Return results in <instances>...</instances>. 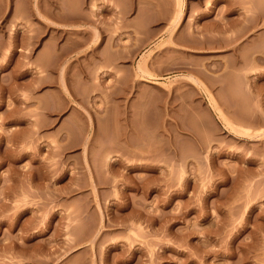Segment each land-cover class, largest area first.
Segmentation results:
<instances>
[{"label":"rangeland","instance_id":"374dc122","mask_svg":"<svg viewBox=\"0 0 264 264\" xmlns=\"http://www.w3.org/2000/svg\"><path fill=\"white\" fill-rule=\"evenodd\" d=\"M0 264H264V0H0Z\"/></svg>","mask_w":264,"mask_h":264},{"label":"bare ground","instance_id":"6f19581e","mask_svg":"<svg viewBox=\"0 0 264 264\" xmlns=\"http://www.w3.org/2000/svg\"><path fill=\"white\" fill-rule=\"evenodd\" d=\"M175 12H176V11H175ZM180 16H181V15H180ZM172 23H173V22H172ZM248 52H249V51H248ZM246 53H247V52H246ZM246 53H245V54H246ZM243 110H244V109H243Z\"/></svg>","mask_w":264,"mask_h":264}]
</instances>
